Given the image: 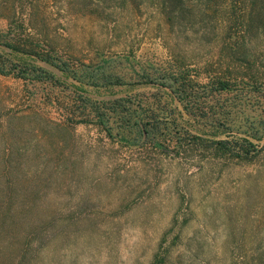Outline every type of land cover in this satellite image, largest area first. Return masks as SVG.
I'll return each instance as SVG.
<instances>
[{"label":"rangeland","instance_id":"obj_1","mask_svg":"<svg viewBox=\"0 0 264 264\" xmlns=\"http://www.w3.org/2000/svg\"><path fill=\"white\" fill-rule=\"evenodd\" d=\"M221 1L0 0V264H264V17Z\"/></svg>","mask_w":264,"mask_h":264},{"label":"trees","instance_id":"obj_2","mask_svg":"<svg viewBox=\"0 0 264 264\" xmlns=\"http://www.w3.org/2000/svg\"><path fill=\"white\" fill-rule=\"evenodd\" d=\"M164 7H165V11L166 14L170 15L173 13V11L176 9V5L175 2H177L180 6H183L182 9L184 10V7H187V4L189 3L190 0H162ZM237 0H230V3L227 5L228 0H226V6H236ZM221 2H225V0H222ZM249 11L245 12L243 10H237L236 8L232 7L229 11L226 12L227 16L229 17H264V0H249ZM259 4H262L263 7L261 10L258 11V9H260L261 7H258ZM225 5H221V8H225ZM188 8V7H187ZM240 8V7H239ZM220 8L218 7L217 12ZM202 12H204L202 10ZM248 31V29L246 30ZM0 44H3L6 46V43H2L0 41ZM41 61H45V62H49L50 60H48L46 57H39L38 58ZM1 73L3 71H0ZM172 78V79H171ZM169 77V79H171L172 84L171 85V90L173 91V93H170V97H172L173 99L178 100L180 103H182L186 109H189L191 112L194 111V108L197 109V111L202 110V107L199 105L202 102L205 101H201V99L199 98V96H197L198 92H193L191 90V85L188 82V78L186 79L184 76H179V75H173L172 77ZM224 77H217L214 81L211 82V86H209L208 90H209V94L212 95V98H216L215 100H219L221 99V96L226 94H234L236 92V89H232L230 83L231 80H226L223 79ZM254 80V78H253ZM186 81L189 85H186ZM255 84L257 83L256 79H255ZM209 96V95H208ZM208 99V97H207ZM199 102V103H198ZM68 105H70V103H68ZM71 106V105H70ZM113 113H117V111L115 109H113ZM196 112V111H194ZM193 112V114H194ZM66 116L69 120V122H73L75 125L76 124H95L94 121H92V119H90L89 115L87 116V114L81 112L78 113L76 111H74L71 108H67L66 109ZM122 119V117H120V120ZM123 120H121L122 122ZM101 124V123H100ZM103 126V123L101 124ZM143 128V124H140ZM122 128V127H120ZM125 128V127H124ZM243 139L240 140H233V141H218L216 142V151L219 154H222L223 156H226L227 154H234L233 151H238L236 153L237 158L242 159L244 158V156L242 154H245L247 156V153H245L246 151L244 150V143H241ZM243 141H246L248 143H250L251 145H253L249 140L244 139ZM235 155H232V157Z\"/></svg>","mask_w":264,"mask_h":264}]
</instances>
